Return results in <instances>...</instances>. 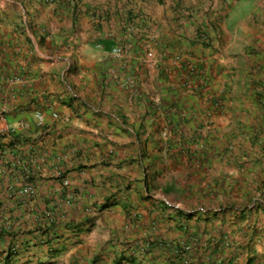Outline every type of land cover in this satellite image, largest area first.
Instances as JSON below:
<instances>
[{
  "label": "crops",
  "instance_id": "obj_1",
  "mask_svg": "<svg viewBox=\"0 0 264 264\" xmlns=\"http://www.w3.org/2000/svg\"><path fill=\"white\" fill-rule=\"evenodd\" d=\"M2 115L0 264H264V0H0Z\"/></svg>",
  "mask_w": 264,
  "mask_h": 264
},
{
  "label": "built area",
  "instance_id": "obj_2",
  "mask_svg": "<svg viewBox=\"0 0 264 264\" xmlns=\"http://www.w3.org/2000/svg\"><path fill=\"white\" fill-rule=\"evenodd\" d=\"M202 40H207L208 36L206 34H202L200 37ZM10 132V128L7 125V118L5 116H0V142L2 141L3 137ZM167 132L164 133L165 136H167ZM67 184V183H66ZM21 194L25 196H34L36 194V190L32 186H27L26 188L21 190ZM187 250H190V248H186ZM187 263V261H185Z\"/></svg>",
  "mask_w": 264,
  "mask_h": 264
}]
</instances>
